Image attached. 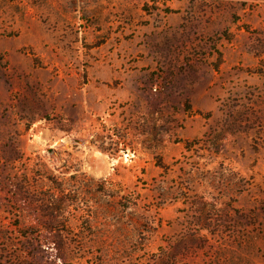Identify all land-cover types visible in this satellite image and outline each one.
I'll return each mask as SVG.
<instances>
[{"label": "rangeland", "instance_id": "obj_1", "mask_svg": "<svg viewBox=\"0 0 264 264\" xmlns=\"http://www.w3.org/2000/svg\"><path fill=\"white\" fill-rule=\"evenodd\" d=\"M0 264H264V0H0Z\"/></svg>", "mask_w": 264, "mask_h": 264}]
</instances>
